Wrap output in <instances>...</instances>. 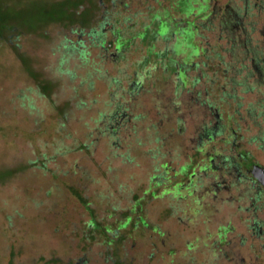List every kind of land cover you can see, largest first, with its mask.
<instances>
[{
  "label": "rangeland",
  "instance_id": "374dc122",
  "mask_svg": "<svg viewBox=\"0 0 264 264\" xmlns=\"http://www.w3.org/2000/svg\"><path fill=\"white\" fill-rule=\"evenodd\" d=\"M209 105L264 169V0H0V264H264Z\"/></svg>",
  "mask_w": 264,
  "mask_h": 264
},
{
  "label": "flooded vegetation",
  "instance_id": "af4514ba",
  "mask_svg": "<svg viewBox=\"0 0 264 264\" xmlns=\"http://www.w3.org/2000/svg\"><path fill=\"white\" fill-rule=\"evenodd\" d=\"M230 25L231 26L229 31L231 37H233V40H235L236 38L238 39L237 30H244V28L241 27V24H234L231 21ZM207 111V116L211 115V117H215V121H211L213 122L211 128L202 127V131L199 137L197 154L203 156L200 161L204 162L202 171L207 174L208 170H214L219 176L223 177L230 176L233 173H236L237 179L241 184L250 185V187H254L257 190L258 194H264V174L260 172L258 173V171L254 170V167L257 165L250 161L249 154L246 151L241 150L240 145H237V142L235 140L237 137L236 130L228 128V125L232 120V115L228 114L226 116L227 123H225V119L223 118V115L219 108L209 105ZM226 132H228V135L225 136ZM222 135L225 136V144L231 145V147L234 148L236 155H227L219 152L213 153L211 151H208V144H214L218 136ZM217 162H219V165H216ZM208 163L209 165H207ZM258 228H261V226Z\"/></svg>",
  "mask_w": 264,
  "mask_h": 264
},
{
  "label": "trees",
  "instance_id": "16d2710c",
  "mask_svg": "<svg viewBox=\"0 0 264 264\" xmlns=\"http://www.w3.org/2000/svg\"><path fill=\"white\" fill-rule=\"evenodd\" d=\"M208 16H210V15H207L206 17H208ZM207 19H208V18H207ZM203 22H204V21H203ZM228 23H230V22L227 21V20H225L224 23H222L223 27H224L225 25H227ZM75 24H77V23H75ZM224 24H225V25H224ZM196 32L199 33V26H198V29H196ZM196 32H195V33H196ZM183 34H184V35H183ZM100 35L103 36V32H100ZM195 35H197V34H195ZM195 35H193V36H195ZM180 36H184V38H187V35H186L185 33H183V31H182V33H181ZM102 39H104V38H101V40H102ZM180 39L183 40V37H181ZM253 61L256 63V64H255L256 69H259V68L262 69V67L259 66V64H260V62H261L260 59H257L256 57H253ZM193 84H194V82H193ZM165 166H167V165H165ZM189 166H190V170H189V172H188L187 174L190 176V175L193 174L194 172H190V171H191L192 163H190ZM167 172H168V170L166 171V174H167ZM189 182H190V180H189ZM152 184H153V185H159V184L161 185V183L158 182V181H154V183H152Z\"/></svg>",
  "mask_w": 264,
  "mask_h": 264
},
{
  "label": "water",
  "instance_id": "95a60500",
  "mask_svg": "<svg viewBox=\"0 0 264 264\" xmlns=\"http://www.w3.org/2000/svg\"><path fill=\"white\" fill-rule=\"evenodd\" d=\"M254 170H255V171H258V173L260 172V173H263V174H264V169L261 168L260 166H255V167H254Z\"/></svg>",
  "mask_w": 264,
  "mask_h": 264
}]
</instances>
